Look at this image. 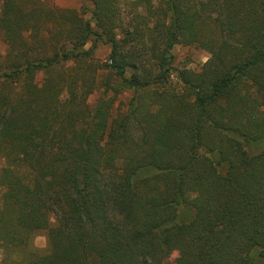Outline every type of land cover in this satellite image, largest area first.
Here are the masks:
<instances>
[{
  "label": "trees",
  "instance_id": "16d2710c",
  "mask_svg": "<svg viewBox=\"0 0 264 264\" xmlns=\"http://www.w3.org/2000/svg\"><path fill=\"white\" fill-rule=\"evenodd\" d=\"M88 1H3L0 264H264V0H134L123 36L120 0ZM176 44L211 56L178 68Z\"/></svg>",
  "mask_w": 264,
  "mask_h": 264
},
{
  "label": "rangeland",
  "instance_id": "374dc122",
  "mask_svg": "<svg viewBox=\"0 0 264 264\" xmlns=\"http://www.w3.org/2000/svg\"><path fill=\"white\" fill-rule=\"evenodd\" d=\"M4 0H0V11L2 8ZM134 0H120V8L123 13V27L118 28V34L119 36H123L122 29L126 27L127 25H133V26H139L140 30L143 32L147 31L145 30V22L147 21L146 17H134V13L136 11H147L144 10L142 7H136V5L133 4ZM50 3L54 2L56 5L62 8H76L79 10H82L83 5L88 6L90 3L88 0H49ZM159 6H162L161 2H158ZM86 18H89L93 21V24L96 28L95 21L93 20V15L90 11H85ZM92 41H89V43L86 45V48H89L92 46ZM137 44L141 46V42L137 41ZM137 45V46H138ZM140 46L138 48H140ZM5 44L0 40V52H5ZM111 52V46L110 44H104L101 43L99 47L94 51L93 57L91 60H89L88 63L92 67H96L97 65H103L106 62H108L109 55ZM140 52V50H139ZM172 53L174 54V66L178 68H187L192 70H199L202 65L210 58L211 54L209 51L201 48L198 45H184V44H176L172 48ZM144 54V52H143ZM153 61L149 63L151 65ZM73 63L69 64L70 66ZM68 67V65H66ZM63 68L61 67L60 70ZM64 70V69H63ZM82 70V69H81ZM61 72V71H60ZM56 74V73H55ZM61 73H57L56 75H59ZM172 85L174 86V89H180L182 84L180 79L178 78L177 74L173 72L172 74ZM37 82L39 86L48 87V76L45 72L40 71L37 75ZM103 88H99V90H96L92 94L89 95L88 101L91 105V107H94L96 104V101L100 98L102 94ZM132 97V92H127L119 96L118 101L116 102L115 106H118L121 110L126 108L127 102ZM5 162L3 158H0V170L4 166ZM5 191V187L0 183V205L2 203V197L3 193ZM55 217H52L51 224H55ZM48 233L47 230H41L39 231L31 240L30 242V249L32 251H35L36 253H45L48 250ZM13 258L15 259L17 264H25L26 263V257L23 253H13ZM180 255V251L178 249H173L168 257L171 264H177V258ZM5 257V249L3 247H0V261ZM24 258V259H23Z\"/></svg>",
  "mask_w": 264,
  "mask_h": 264
}]
</instances>
